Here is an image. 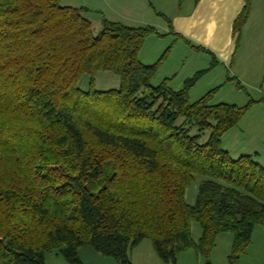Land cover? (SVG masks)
<instances>
[{
    "label": "trees",
    "instance_id": "obj_1",
    "mask_svg": "<svg viewBox=\"0 0 264 264\" xmlns=\"http://www.w3.org/2000/svg\"><path fill=\"white\" fill-rule=\"evenodd\" d=\"M251 11L246 0L237 42ZM90 13L65 0H0V264H47L53 252L83 264L82 246L133 264L145 239L165 264L189 250L212 264L223 233L233 235L229 263L239 264L264 226V167L253 155L233 159L222 140L257 101L211 104L213 90L192 102L208 70L178 91L168 79L155 86L161 61L139 55L156 29L99 14L96 33ZM101 73L120 87L98 90ZM196 176L204 179L190 205Z\"/></svg>",
    "mask_w": 264,
    "mask_h": 264
},
{
    "label": "crops",
    "instance_id": "obj_2",
    "mask_svg": "<svg viewBox=\"0 0 264 264\" xmlns=\"http://www.w3.org/2000/svg\"><path fill=\"white\" fill-rule=\"evenodd\" d=\"M156 1L158 3L156 6L154 4L155 0H67L66 3L78 8L85 7L90 10L92 15L102 14L110 21L137 28L154 27L152 26L154 23L144 18L150 15L152 10L158 9L159 5L163 9L168 6V0ZM187 1L185 0L184 4H181V7L176 10L173 16L162 15L165 18L169 17L173 30L184 37L186 41L181 42L186 44L189 54L192 53V56L196 59L205 62L206 66L201 64L200 67L193 69L197 72L208 70L207 74L210 77L203 86L202 91L209 93L217 90L216 95L220 96L222 100L220 103L239 107L245 106L250 98L257 101L242 118L239 125L225 134L223 148L229 152L233 159L253 155L256 161L264 167V0H252V11L243 28L239 42H237L234 35L233 26L246 4L244 0H238L233 5L230 4L229 7L225 6V0H197L193 7L190 8V4H188L186 5L187 8H183ZM215 9L218 12L224 10V18L225 15L231 17L232 41L227 39V34L221 37L219 30L207 29V26H209L207 21ZM215 34H217V37L214 36ZM204 36H209V38L203 40ZM233 41L235 44H233ZM210 43L212 47L209 46ZM197 46L207 49L213 55L199 52L193 48ZM219 50L226 51L225 56H219ZM200 54L206 55L207 59L198 57ZM213 56L216 58L217 64L214 68H211ZM220 68H222V71H220ZM238 83L243 89L238 87ZM178 87L171 88L177 91L181 90ZM248 89L253 92L250 93ZM190 92V98L193 96L192 92L199 94L196 87L191 89ZM261 226L257 225L255 227L251 245L243 256L252 255L258 260V255L264 254V229ZM218 238L215 250L218 249L220 242ZM228 240H225L227 241L226 247L232 249L233 237ZM79 257L83 264H118L114 258L101 255L91 246L80 247ZM130 258L133 264H165L155 252L150 239L143 240L131 250ZM46 260L47 264H69L56 252L47 254ZM224 263L225 260L220 257V253L217 255L213 251L212 264ZM177 264H206V261L195 250H189L179 254Z\"/></svg>",
    "mask_w": 264,
    "mask_h": 264
},
{
    "label": "rangeland",
    "instance_id": "obj_3",
    "mask_svg": "<svg viewBox=\"0 0 264 264\" xmlns=\"http://www.w3.org/2000/svg\"><path fill=\"white\" fill-rule=\"evenodd\" d=\"M185 0H168L167 5L164 9L162 7H158L156 10H152L150 15H148L146 20L154 23L152 26L156 28V33L150 34L144 42L143 48L140 52L139 58L140 61H142L145 64H156L160 62L159 65V70L157 73V76L154 81V85L158 86L161 84L164 80L168 79L169 80V85L170 87H175L179 89L184 88V85L188 79L193 78L198 72L194 71L193 69L200 67L199 65L203 64L205 65V62H201V60L196 59L194 56H192V53L189 54L188 48L186 47V44H184L181 41H186L184 37H182L181 34H177L173 29L171 25V20L169 21V17L165 18L166 15L168 16H173L176 13V10H179L181 7V4ZM225 6L229 7L230 4H234V2H238V0H225ZM246 2V0H244ZM67 0H65V3ZM154 3V2H153ZM197 3V0H188L185 3V6L183 5V8L186 7V5L190 4V8L193 7ZM155 6L157 1L155 0ZM184 4V3H183ZM162 8V9H161ZM176 8V9H175ZM187 8V7H186ZM163 10V11H162ZM228 10V9H225ZM165 12V13H164ZM165 16H163V15ZM214 14V15H213ZM219 14H221L219 16ZM224 10L222 11H217L216 9L213 10V12L210 14V18L208 19V25L207 29L209 30L210 28H214L215 30L220 31V36L224 37L225 34H227V39L231 40V35H232V20L231 17L229 18L228 15H225L224 18ZM88 17L91 18L93 21L94 27H95V32L98 33L101 31L102 26V16L99 14H93L90 13L88 14ZM159 27H158V26ZM161 26V27H160ZM163 26V28H162ZM167 27V28H166ZM209 34V33H207ZM217 37V34L214 35ZM209 36H204L203 40H207ZM216 41V40H215ZM232 41V40H231ZM206 42V41H205ZM208 44V43H206ZM233 44L234 41H233ZM211 46V43L210 45ZM212 47V46H211ZM216 52H218L216 50ZM226 52V51H225ZM224 50H219V56H225ZM203 59H207V56L204 54H200V56ZM201 59V58H200ZM204 60V61H205ZM197 65V66H196ZM196 66V67H195ZM202 71V70H201ZM220 71H222V68H220ZM194 72V73H193ZM209 74L203 75L193 86V88L196 87V91L198 90L199 94H194L192 92V97L190 100L192 102L198 101L200 98L204 97L207 95V91H202L203 86L207 83L208 79L210 76ZM188 76V77H187ZM171 78V80H170ZM89 77L84 76L81 79L80 82V87L84 90H87L90 87V81ZM172 82V84H171ZM96 88L98 90H111V89H116L120 87V80L117 76L110 74V73H101L98 75L97 80H96ZM192 88V89H193ZM246 89V88H245ZM249 90V89H248ZM191 91V90H190ZM200 91V92H199ZM209 92V91H208ZM250 93L253 91L249 90ZM191 93V92H190ZM189 93V97L190 94ZM243 95V94H242ZM222 102L221 97L217 96L216 93L212 98L211 104H218ZM209 133H206L203 141L208 138ZM224 140V138H223ZM223 140H222V146H223ZM225 145V142H224ZM203 177L196 176L195 181L192 183L190 188L187 190V195H186V200L188 204L193 205L196 201L198 192H199V186L203 182ZM262 229H264V226ZM202 235V228L199 223H194L193 224V237L195 240H199ZM233 235L230 233H224L221 234L220 237L218 238L219 245L217 250H213L222 257L225 260L224 264L229 263V255L231 253L230 247H226V242L229 241L228 239L232 238ZM220 239V240H219ZM227 240V241H225ZM213 255V252H212ZM212 255H211V260H212ZM227 258V259H226ZM230 264V263H229ZM239 264H264V254L258 255V260H256L255 257L252 255H246L241 256L239 260Z\"/></svg>",
    "mask_w": 264,
    "mask_h": 264
}]
</instances>
